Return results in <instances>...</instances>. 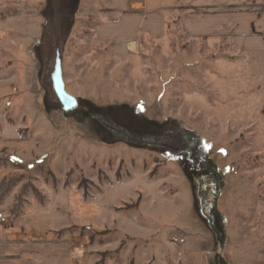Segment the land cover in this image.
Returning a JSON list of instances; mask_svg holds the SVG:
<instances>
[{
    "label": "rangeland",
    "instance_id": "rangeland-1",
    "mask_svg": "<svg viewBox=\"0 0 264 264\" xmlns=\"http://www.w3.org/2000/svg\"><path fill=\"white\" fill-rule=\"evenodd\" d=\"M125 2L0 0L1 211L65 240V264H172L186 234L264 264V53L175 14L119 54L96 31Z\"/></svg>",
    "mask_w": 264,
    "mask_h": 264
},
{
    "label": "crops",
    "instance_id": "crops-1",
    "mask_svg": "<svg viewBox=\"0 0 264 264\" xmlns=\"http://www.w3.org/2000/svg\"><path fill=\"white\" fill-rule=\"evenodd\" d=\"M114 12L115 18L100 23L96 32L119 54L139 52L142 34L162 38L167 19L175 14H181L182 27L192 37L228 38L234 49L264 53V0H127ZM33 225L28 214L0 222V264H65L66 257H75L63 248L65 240ZM185 237L183 247L170 250L172 264H242L225 258L222 246Z\"/></svg>",
    "mask_w": 264,
    "mask_h": 264
},
{
    "label": "water",
    "instance_id": "water-1",
    "mask_svg": "<svg viewBox=\"0 0 264 264\" xmlns=\"http://www.w3.org/2000/svg\"><path fill=\"white\" fill-rule=\"evenodd\" d=\"M55 93L65 110H70L77 106V99L69 94L63 77L62 60L58 55L55 70L52 76Z\"/></svg>",
    "mask_w": 264,
    "mask_h": 264
},
{
    "label": "built area",
    "instance_id": "built-area-1",
    "mask_svg": "<svg viewBox=\"0 0 264 264\" xmlns=\"http://www.w3.org/2000/svg\"><path fill=\"white\" fill-rule=\"evenodd\" d=\"M9 220H10L9 214H5L3 212H0V222L6 223V222H9Z\"/></svg>",
    "mask_w": 264,
    "mask_h": 264
},
{
    "label": "trees",
    "instance_id": "trees-1",
    "mask_svg": "<svg viewBox=\"0 0 264 264\" xmlns=\"http://www.w3.org/2000/svg\"><path fill=\"white\" fill-rule=\"evenodd\" d=\"M20 203V202H19ZM20 208H21V205L17 204V206H14L13 207V213H15V218L17 217V215H19L20 213Z\"/></svg>",
    "mask_w": 264,
    "mask_h": 264
}]
</instances>
